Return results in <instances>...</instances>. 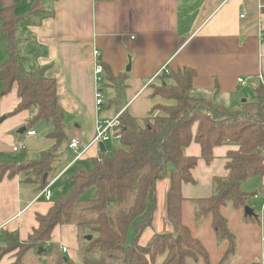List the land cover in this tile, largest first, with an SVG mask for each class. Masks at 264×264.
Wrapping results in <instances>:
<instances>
[{"label":"crops","instance_id":"0c3cea01","mask_svg":"<svg viewBox=\"0 0 264 264\" xmlns=\"http://www.w3.org/2000/svg\"><path fill=\"white\" fill-rule=\"evenodd\" d=\"M15 1L16 15L22 18L16 30L21 67L26 72L41 71L44 77L57 80L59 104L65 112L69 139L55 164L51 180L60 174L61 177L54 184L78 163L71 165L74 159L62 162L61 152L70 151L71 138L78 137L83 150L94 139L98 121L114 119L124 110L144 127V120L155 105L169 103L152 97L151 85L160 82L164 71L193 69L196 75L191 95L229 110L256 101L258 76H264V41L260 38L264 34V14L259 10L264 0H25L26 6L19 14L20 0ZM36 3L38 11L30 14ZM242 14L245 18H241ZM95 51L105 65L102 78L107 73L116 78L125 76L119 83L109 82L102 88L104 105L99 110L95 101ZM239 78L246 80L245 86L238 83ZM247 94L250 100L244 99ZM18 102L16 86L0 99V116L6 115V123L11 121L0 125V161H18L12 151L15 146L25 145L29 152L41 153L53 144L47 138L36 139V133L26 135L14 145L7 132L15 127L29 131L26 126L32 117L30 110L8 117ZM196 145L187 147L185 154L200 158L201 148ZM100 149L91 146L80 161L98 157ZM235 150L237 145L224 144L214 149L210 164L199 159L193 171L195 188L190 189L189 184L182 186V221L207 250L209 264H264V175L250 178L241 186L249 193L247 183L254 185L251 193L256 196L249 207L260 223L247 221L244 209H234L231 203L222 209L237 238L236 252L227 262L221 263V259L229 243L216 235L212 216L202 221L196 216L195 200L215 193L214 179L228 175L226 155ZM216 159L220 160L221 169L215 172L211 166ZM24 160L29 159L18 162ZM201 161L206 165V192L196 190L200 187L196 171ZM252 179L254 182H249ZM41 191L39 185L25 183L22 175L0 182V248L5 245L6 232H17L22 241L27 240L38 227L36 216L49 212L54 199H39ZM63 226L53 230L50 244L58 246L59 251L67 248L62 255L73 259L78 231L74 225ZM15 254L0 256V264H14ZM37 255L31 253L25 260H41ZM49 255L53 264V255Z\"/></svg>","mask_w":264,"mask_h":264},{"label":"trees","instance_id":"16d2710c","mask_svg":"<svg viewBox=\"0 0 264 264\" xmlns=\"http://www.w3.org/2000/svg\"><path fill=\"white\" fill-rule=\"evenodd\" d=\"M17 7L15 0H0V41L5 42L8 54L0 66L2 96L16 86L19 102L8 117L35 107L37 112L26 128L34 131L41 122L51 123L46 138L53 144L41 151L38 159L0 161V182L22 175L25 183L37 184L43 191L56 172L59 152L69 138L57 80L44 77L41 71L26 72L21 67L16 30L22 18L16 15ZM38 9L36 3L30 14ZM107 75L99 86L101 92L107 83H119L125 78ZM195 75L193 69L184 68L164 74L158 84H152V97L169 103L155 105L144 120V127L124 111L120 117L121 146L111 154L100 149L98 157L88 159L91 170L70 176L69 192L54 199L46 215L36 216L38 227L27 240L22 241L17 232H6L0 256L15 252L14 264H24L29 254L47 252L53 255V264H74L58 246L49 245L57 226L74 225L82 264H156L159 258H163L161 264H198L201 260L209 264L207 250L182 221V186L196 183L193 171L199 159L210 164L215 148L234 144L238 150L226 155L228 175L214 179V194L195 200L198 221L211 215L216 235L228 241L221 259V263L227 262L236 252L237 238L222 209L228 203L237 210L250 206L256 193L245 192L242 183L264 175V87L260 84L254 89L256 101L230 111L191 95ZM192 143L200 146V158L185 154ZM168 176L166 217L173 232L154 234L142 244V235L152 227L157 210L156 182ZM89 188H94L95 193L84 198ZM246 219L260 223L256 215ZM89 235L91 240L86 239ZM40 248L44 251L39 253Z\"/></svg>","mask_w":264,"mask_h":264},{"label":"rangeland","instance_id":"374dc122","mask_svg":"<svg viewBox=\"0 0 264 264\" xmlns=\"http://www.w3.org/2000/svg\"><path fill=\"white\" fill-rule=\"evenodd\" d=\"M20 8L19 10H17V14L21 13L20 9L24 8L26 6V1L25 0H20ZM2 35L0 34V39H1ZM8 59V54H7V46L5 44V42L0 41V66ZM103 88V87H102ZM4 97L1 94V89H0V99ZM105 96H104V100H105ZM244 99H251L250 95L247 94L246 98ZM107 102V101H106ZM230 111H235V110H231ZM37 112L36 108L33 107L30 109V114L31 116L34 115ZM103 112H101V116ZM6 117V115L0 116V119ZM103 117V116H102ZM12 118V117H11ZM10 118V120H11ZM101 118V117H100ZM9 120V119H8ZM7 121L5 120L4 122L0 123V125H4ZM11 121H8V123H6L5 125L10 124ZM26 126V125H25ZM22 127H15L11 130H9L7 132V134L9 136H11L13 138V143L14 145L18 144L20 142V140H22V138L24 139L25 136L27 135V132H20V129ZM35 132L37 133V137L36 139H44L46 138V134L52 129V124L51 123H47V122H41L39 124H37L35 127ZM21 146V145H19ZM107 153L111 154L113 152V150L118 149L121 145L119 142L117 141H110L104 144ZM199 147V145H196ZM187 153V152H186ZM190 153V151L188 152ZM16 155L14 156L16 160H20V159H38L40 156V152H29V150L26 149H20L19 152L15 153ZM61 155L63 156V160L64 161H71L74 159L75 154L72 151H67L64 150V152H61ZM190 155V154H188ZM220 160L216 159V161H214V164L211 166L212 171H218L221 169L220 167ZM92 169V163L90 160H83V161H78V163L75 165V167H73L69 173L64 176L60 181H58L56 184L52 185L50 188V191L53 193L52 195V199H56L58 198L60 195H65L69 192V190L72 187V182L70 181L69 177L76 174L78 171L83 170V171H89ZM170 169V167H169ZM196 176L199 177L198 180V184L200 187L196 188V190H201L203 192H206V188L208 187V181L206 179V165L203 161H201L199 163V166L197 168L196 171ZM52 176H50V180H51ZM254 179L250 180L249 182H254ZM248 186L246 189H249V193H251V191L254 189V185H252V183H247ZM169 185H170V180H169V176L158 180L156 182V198H157V203H158V208L155 212L154 215V222L152 227L148 228L142 235V239H141V243L145 244L154 234H167V233H171L173 232L172 230V226L169 223L167 217H166V196H167V192L169 189ZM188 187L190 189L195 188L193 184H189ZM186 192V191H185ZM184 192V194H185ZM202 192V193H203ZM95 193V189L94 188H89L86 193L84 194V198H88L89 196L93 195ZM201 195H205V194H201ZM64 227V226H62ZM66 227V226H65ZM61 227H59L58 229H60ZM74 255L75 258V264H81V258H80V250L78 248V244L76 243L75 248H74ZM37 256L41 257V260L36 261L34 259H29L28 257V261L25 260L24 264H50L51 261V257L49 255V253H43V254H38ZM65 258L70 259L71 261H73V259L71 258L70 255H66ZM163 261V258H159L156 261V264H161Z\"/></svg>","mask_w":264,"mask_h":264},{"label":"built area","instance_id":"2783aa9c","mask_svg":"<svg viewBox=\"0 0 264 264\" xmlns=\"http://www.w3.org/2000/svg\"><path fill=\"white\" fill-rule=\"evenodd\" d=\"M259 10L262 14H264V4L259 6ZM241 18H245V14H242ZM260 38L262 41H264V34H260ZM94 57L96 58V67H95V76H96V84H97V91L95 95V101H96V107L101 109L104 105L103 101V95L102 92L99 90V86L102 81V75L104 73V68L102 64L100 63V54L98 51L94 52ZM169 71H164V74L168 75ZM258 79L260 81V84L264 87V76L259 75ZM238 83L242 86L246 85V80L243 78L238 79ZM124 112V110H121L117 116L114 119L111 120H100L97 123L96 128V135L92 142L87 146L85 149H81L82 141L78 137H73L68 142V149L72 151L75 154L74 160L71 165L74 163L80 161L83 158V155L85 152L91 147V146H100L101 143L105 144L111 140H122V123L120 120L121 114ZM36 134L35 131H27L28 136H34ZM20 149H26L25 145L21 146H15L13 148V152L17 153ZM264 156V155H263ZM61 177L60 175H57L53 180H51L48 184V186L39 194L38 198H44L46 201L52 200V192L50 191L51 186ZM50 245V243H49ZM68 250L67 248H62V252L66 253ZM263 263H264V256H263Z\"/></svg>","mask_w":264,"mask_h":264},{"label":"water","instance_id":"95a60500","mask_svg":"<svg viewBox=\"0 0 264 264\" xmlns=\"http://www.w3.org/2000/svg\"><path fill=\"white\" fill-rule=\"evenodd\" d=\"M245 101L246 100H243V102H245ZM5 119H6V117L1 118L0 122H3ZM24 131H25V129L20 130L21 133H23ZM100 148H101L102 152H106V148H105L103 143L100 144ZM244 212H245L246 216H250L251 217V216L255 215L254 210L252 208H250L249 206L244 208ZM91 238H92V236H90V235L86 237L87 240H91ZM42 251H44V249L40 248L39 249V253L42 252Z\"/></svg>","mask_w":264,"mask_h":264}]
</instances>
